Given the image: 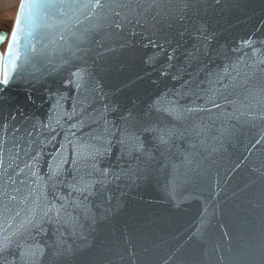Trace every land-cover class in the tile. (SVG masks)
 I'll list each match as a JSON object with an SVG mask.
<instances>
[{"label": "water", "instance_id": "obj_1", "mask_svg": "<svg viewBox=\"0 0 264 264\" xmlns=\"http://www.w3.org/2000/svg\"><path fill=\"white\" fill-rule=\"evenodd\" d=\"M36 3L0 99V241L12 240L0 259L264 264V0ZM98 135L111 141L96 160L106 177L73 153ZM57 152L68 162L48 180ZM85 183L91 195L72 188Z\"/></svg>", "mask_w": 264, "mask_h": 264}, {"label": "snow or ice", "instance_id": "obj_2", "mask_svg": "<svg viewBox=\"0 0 264 264\" xmlns=\"http://www.w3.org/2000/svg\"><path fill=\"white\" fill-rule=\"evenodd\" d=\"M40 5H38L36 3V0H21V3L19 5L18 8V13L15 19V24L12 28L11 31V39L8 41V46H7V51L6 54L4 56H0V61H3V78L0 79V85H3L4 87H0V99H3V93L6 91L7 86L10 83V74L11 71L14 70L16 68V60L18 59V53L16 51V46L18 45L19 42V38H20V34L23 32V25H26L30 22V20L32 19L33 16V10L37 7H39ZM93 8L96 7H105V5H102L100 3V0H96V3L93 5H90ZM85 7H89V5H85ZM117 15H119V13H117ZM115 27L119 28L121 27V25L119 23H117L115 25ZM6 38V34L5 33H0V43H3V41ZM73 75L75 77H77V80L79 81L80 79H82V72L80 70H77L76 72L73 73ZM76 87L79 88L80 84L77 82ZM29 99H31L30 95L28 97ZM168 115H171L172 113L169 112L167 109L164 110ZM11 119H15V117H11ZM69 119H72V116L68 117ZM57 124L60 123L59 119H57L56 121ZM80 124H82L83 122H79ZM79 126V124H73L71 127L72 128H77ZM3 127L7 128L8 125L5 123L3 125ZM16 131H19V129H16ZM53 132H55V129H52ZM105 132L107 133L108 136H111L113 138L116 137V133L105 129ZM117 132H119V139H118V143H120L122 146L128 147L129 144H131V150H130V154L131 151H135V152H139L141 150L142 145H140L138 143L139 141V137L135 136L134 133H128L126 130H120L117 129ZM170 134V133H169ZM29 135H31V133H29ZM71 135H76L75 132H72ZM53 139H55V137H53ZM91 139L94 140H104L105 142L103 144H94L91 143L90 141H83L81 140L80 143L75 144L73 146V153L75 154V156L77 158H82L85 160H91L93 161L92 163V169L95 171H99L101 176H107L109 173V169H98L97 165H96V160L98 157L106 154L111 146V141L110 140H106L103 136H94L91 137ZM160 142L161 143H167V140L165 138V135L162 131L160 137ZM70 144H72V141H69ZM60 148L63 149L64 145L61 144ZM39 152L36 153V155H34L32 157L33 160H37L39 157ZM57 155L60 157V161L55 165V167H53L52 165H49V176L47 177L48 180H52L54 178H57L61 173H62V164L67 163L68 161L63 157L62 152H57ZM77 160L73 159L72 163H76ZM26 167L31 168L32 165H26ZM92 173H89V175H91ZM33 176H37L36 172H32ZM37 179H40V177L37 176ZM97 183L102 184L103 181L101 180H97ZM46 186V185H45ZM53 187H55V184H53ZM93 185L90 183H85L83 184V186H77L76 184L72 185V188L74 191L77 192H81V193H85L87 192L89 195H91V189H92ZM14 198V197H13ZM66 198L61 196L59 197L60 201H64ZM70 203H74L75 206L79 207L80 206V202L79 201H74V202H70ZM66 208V204L61 203L59 207H57L55 204H53L50 208H48V210L44 213L45 216H47L49 214V212H55L57 216L60 215L62 209ZM29 223H31V221H29ZM12 243V240L10 237H5L3 241H0V253H4L7 251V249L9 248L10 244ZM39 250L37 249L36 251H30V250H25L21 252V256H29L31 257H35L37 255V252ZM40 255H43V253L41 252ZM0 264H9V261L7 260V257H3L2 259H0Z\"/></svg>", "mask_w": 264, "mask_h": 264}, {"label": "rangeland", "instance_id": "obj_3", "mask_svg": "<svg viewBox=\"0 0 264 264\" xmlns=\"http://www.w3.org/2000/svg\"><path fill=\"white\" fill-rule=\"evenodd\" d=\"M19 0H0V28H7L10 26Z\"/></svg>", "mask_w": 264, "mask_h": 264}]
</instances>
